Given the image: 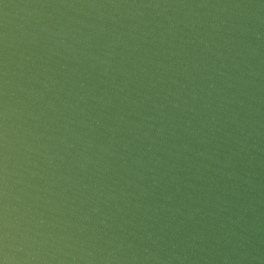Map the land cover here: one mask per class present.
<instances>
[{
    "label": "water",
    "instance_id": "water-1",
    "mask_svg": "<svg viewBox=\"0 0 264 264\" xmlns=\"http://www.w3.org/2000/svg\"><path fill=\"white\" fill-rule=\"evenodd\" d=\"M0 264H264V0H0Z\"/></svg>",
    "mask_w": 264,
    "mask_h": 264
}]
</instances>
